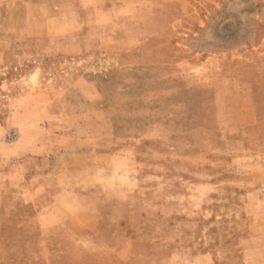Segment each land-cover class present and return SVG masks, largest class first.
Returning a JSON list of instances; mask_svg holds the SVG:
<instances>
[{
    "label": "rangeland",
    "instance_id": "rangeland-1",
    "mask_svg": "<svg viewBox=\"0 0 264 264\" xmlns=\"http://www.w3.org/2000/svg\"><path fill=\"white\" fill-rule=\"evenodd\" d=\"M190 250L264 264V0H0V264Z\"/></svg>",
    "mask_w": 264,
    "mask_h": 264
},
{
    "label": "crops",
    "instance_id": "crops-1",
    "mask_svg": "<svg viewBox=\"0 0 264 264\" xmlns=\"http://www.w3.org/2000/svg\"><path fill=\"white\" fill-rule=\"evenodd\" d=\"M133 246L134 243L132 241L126 240L123 244L121 249V253H123L126 257H133L136 255V253H133ZM248 250H244V255L246 257ZM174 260L177 262V264H184V262H187L186 264H215L213 261V255L212 253L208 252L205 254H190L188 253V256L184 254V252L179 253L178 257L174 258Z\"/></svg>",
    "mask_w": 264,
    "mask_h": 264
}]
</instances>
